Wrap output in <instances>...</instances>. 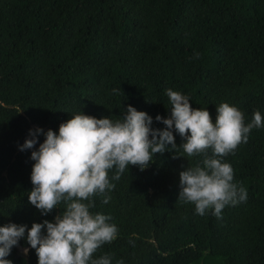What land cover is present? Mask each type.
<instances>
[{
    "label": "trees",
    "instance_id": "1",
    "mask_svg": "<svg viewBox=\"0 0 264 264\" xmlns=\"http://www.w3.org/2000/svg\"><path fill=\"white\" fill-rule=\"evenodd\" d=\"M169 88L213 122L223 102L245 125L254 111L264 117V0H0V226L30 229L65 209L42 215L28 200L31 153L45 139L21 151L30 130L58 134L80 111L116 121L129 105L164 129L155 117H170ZM173 134L177 148L167 145L143 171L129 165L119 180L109 171L111 199L94 196L90 212L110 216L118 234L93 259L264 264V122L223 157L247 200L225 206L220 219L178 200L179 173L202 157H188ZM26 236L6 257L13 264H38Z\"/></svg>",
    "mask_w": 264,
    "mask_h": 264
},
{
    "label": "clouds",
    "instance_id": "2",
    "mask_svg": "<svg viewBox=\"0 0 264 264\" xmlns=\"http://www.w3.org/2000/svg\"><path fill=\"white\" fill-rule=\"evenodd\" d=\"M198 56L196 53L194 58ZM166 95L170 117H155L166 126L164 129L152 128L153 118L129 105L116 121L80 111L59 125L58 134L51 129L30 130L31 138L20 146L21 151L33 149L39 134L45 139L31 153L35 163L28 200L42 215L61 203L65 209L55 222L33 223L30 229L15 223L0 226V264H13L6 257L26 231V241L35 250L38 264H111L109 255L93 259V254L115 240L118 229L108 223L110 216L90 212L94 207L92 198L104 196L115 187L108 175L113 168L116 174L112 179L119 180L129 165L143 171L154 154H163L167 145L176 149L173 130L185 141L179 148L188 157H202L179 173L178 200L194 204L196 214L203 216L211 211L218 219L225 206L246 202L247 189L233 182V169L223 157L247 143L248 134L262 126L264 117L254 111L252 121L245 125L243 113L223 102L216 106L213 122L209 111L193 109L187 96L171 88L166 89ZM110 199L104 196L103 203ZM24 252L27 254L28 249Z\"/></svg>",
    "mask_w": 264,
    "mask_h": 264
},
{
    "label": "water",
    "instance_id": "3",
    "mask_svg": "<svg viewBox=\"0 0 264 264\" xmlns=\"http://www.w3.org/2000/svg\"><path fill=\"white\" fill-rule=\"evenodd\" d=\"M18 249L20 250V249H21V247H20V246H18Z\"/></svg>",
    "mask_w": 264,
    "mask_h": 264
}]
</instances>
